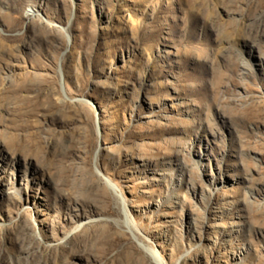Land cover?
<instances>
[{
  "label": "rangeland",
  "instance_id": "374dc122",
  "mask_svg": "<svg viewBox=\"0 0 264 264\" xmlns=\"http://www.w3.org/2000/svg\"><path fill=\"white\" fill-rule=\"evenodd\" d=\"M0 264H264V0H0Z\"/></svg>",
  "mask_w": 264,
  "mask_h": 264
}]
</instances>
